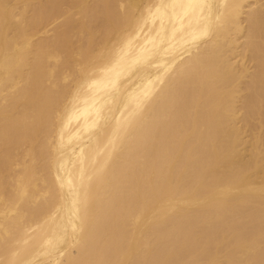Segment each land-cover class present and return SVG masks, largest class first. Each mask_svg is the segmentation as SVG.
<instances>
[{
    "label": "bare ground",
    "instance_id": "6f19581e",
    "mask_svg": "<svg viewBox=\"0 0 264 264\" xmlns=\"http://www.w3.org/2000/svg\"><path fill=\"white\" fill-rule=\"evenodd\" d=\"M0 264H264V0H0Z\"/></svg>",
    "mask_w": 264,
    "mask_h": 264
},
{
    "label": "rangeland",
    "instance_id": "374dc122",
    "mask_svg": "<svg viewBox=\"0 0 264 264\" xmlns=\"http://www.w3.org/2000/svg\"><path fill=\"white\" fill-rule=\"evenodd\" d=\"M90 2H94V0H90ZM70 15H72V14H70ZM78 17H80V16H78V15H75V18H78ZM100 19H98L96 22H98ZM96 22L95 21H93V23H92V25L95 23L96 24ZM94 24V25H95ZM99 24V23H98Z\"/></svg>",
    "mask_w": 264,
    "mask_h": 264
}]
</instances>
